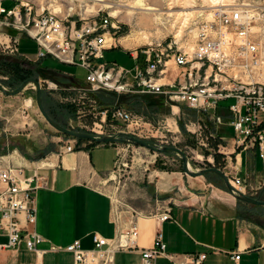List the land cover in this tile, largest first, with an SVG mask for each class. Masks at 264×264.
<instances>
[{"label":"built area","instance_id":"2783aa9c","mask_svg":"<svg viewBox=\"0 0 264 264\" xmlns=\"http://www.w3.org/2000/svg\"><path fill=\"white\" fill-rule=\"evenodd\" d=\"M3 1L0 0V51L19 53V42L23 36L34 41L37 59L51 57L61 64L84 70V85L69 88L77 91L79 96L64 97L66 101L78 102L87 96L88 91L157 95L168 104L172 115H178L180 107L184 106L197 114L207 115L215 127L222 124L230 126L234 133L233 148H252L264 163V54L260 44L250 35L255 16L242 5L212 6L196 28L193 46L177 44L172 38L151 41L129 51L131 65H124L105 59V51L116 45L113 37L115 31L111 32L109 28H117V25L112 23L110 15L96 13L68 20L67 16L60 17L47 8L42 7L36 12L27 0H16L11 7H5ZM2 27L14 29L16 33L11 34ZM47 87L58 89L54 82H47ZM7 96L0 91V120L4 122H9L10 118L6 111L10 105V101L5 99ZM229 98L231 101L226 106L228 118L225 120L217 110L219 102ZM28 102H23L14 110L21 119L29 116L31 98ZM91 106V117L93 120L99 118L97 122L93 121V126L113 128L116 122H121L139 128L150 124L145 115L119 104L103 108L96 104ZM173 107L177 108L176 111H173ZM200 122V119L186 122L185 130L201 136L203 127ZM2 131H7L4 125ZM117 132L126 133L124 130ZM92 133L104 134L102 130L94 128ZM75 143V140H67L58 145L55 154L74 150ZM224 149L218 143V150L227 156ZM15 156L8 159L0 156V233L7 237L0 248L24 247L40 253L43 251V237L35 230L22 228L21 224L23 221L35 222L34 194L41 184L35 172L24 174V167L19 163L20 154L15 153ZM42 164L52 163L45 157ZM225 174L234 189L244 192L241 187L245 181L241 177L231 172ZM230 194L233 195L232 192ZM124 215L126 225L118 228L112 238L95 232L90 249L82 248L78 239L64 246L50 244L48 249L70 252L72 264H113L116 251L138 249L135 239L139 212H117L112 207L114 221L118 222ZM154 215L159 222L172 219L169 209ZM207 248L220 251L210 246ZM138 250L141 264H155L158 257H165L172 264H201L207 255V251L168 252L159 230L149 247ZM233 258L238 259L239 252H233Z\"/></svg>","mask_w":264,"mask_h":264},{"label":"crops","instance_id":"0c3cea01","mask_svg":"<svg viewBox=\"0 0 264 264\" xmlns=\"http://www.w3.org/2000/svg\"><path fill=\"white\" fill-rule=\"evenodd\" d=\"M27 40L31 39L22 36L19 47ZM113 48L118 47L114 45L107 50ZM19 53L30 59L31 55L36 57V48L31 55L20 50ZM125 53L130 63L124 65H131V58L128 52ZM43 59L36 58L38 64H24L35 72V78L41 84V91L42 85L45 83L47 85V82H54L65 89L84 85V76L79 79L74 71L50 66L43 63ZM80 69L84 72L82 68ZM61 78H65L64 81ZM8 97L14 104L20 101L18 95ZM230 101V98L221 100L218 105L217 111L225 120L228 118L226 106ZM29 111L35 119H39L35 114L36 109L30 107ZM8 115L9 122H0L1 126L4 125L7 129L3 132L2 127L0 128V134L3 133L0 137L1 150L9 147L8 135H27L21 129L29 127L23 125V122L13 121L19 117L16 111L10 110ZM226 126L228 125L222 124L221 137L229 142L231 155L228 156L224 167L227 170L223 171L227 174L231 172L243 180L251 174L259 175L264 183L263 161L252 148L234 149L232 138L227 139L224 136ZM56 141L51 149L45 152L42 151V140L29 141L25 149H22L23 146L20 147L21 152L17 149L6 154L0 151V156L2 155L4 159L15 158V153H19V163L24 167V174L31 175L35 172L39 178L38 182L41 185L34 194L35 222L26 223L22 220L21 227L35 230L44 239L41 245L43 251L40 253L24 247L18 249L1 247L0 264H72L70 252L62 249L49 250L48 246L50 244L64 246L78 239L82 248L90 249L93 246L92 236L95 232L103 237L112 238L118 228L126 225L125 215L118 222L114 221L111 197L96 187L102 176L108 175L114 169L118 153L117 142L89 145L90 141L86 140L87 142H82V147L56 155L60 145ZM13 146L12 148H17ZM31 150L37 151L33 154ZM45 157L52 164L43 165ZM206 177L207 174L191 176L181 171L165 170H153L149 174L147 182L151 183L152 193L159 199V203L152 205L150 213H139L136 217L137 248L149 247L156 231L159 230L166 250L170 253L207 251L201 264H264V218L243 209L238 205V199L227 189L216 186ZM245 187L246 184L241 189L245 191ZM164 209L170 210L172 219L159 222L154 214ZM20 217L22 218V215ZM6 241L7 237L0 233V244ZM207 246L220 251H210ZM138 249L116 251L113 264H141ZM233 252H239L238 259L233 258ZM155 264L172 262L165 257H158Z\"/></svg>","mask_w":264,"mask_h":264},{"label":"rangeland","instance_id":"374dc122","mask_svg":"<svg viewBox=\"0 0 264 264\" xmlns=\"http://www.w3.org/2000/svg\"><path fill=\"white\" fill-rule=\"evenodd\" d=\"M27 1L30 2L32 9L36 12H39L40 8L43 7L60 17L67 16L68 20L89 17L96 13L110 15L112 23L117 25V28L110 27L109 29L111 32L115 31L113 37L118 48L107 50L105 59H115L121 64L130 63L125 51L129 54V51H133V48L151 41L172 38L176 40L177 44L182 43L191 47L195 41L196 28L212 6L215 4L242 5L255 16L251 23L250 35L260 44L264 54V0H142L145 5L155 7L157 10L140 9L137 3L138 0H102L100 2L96 0ZM15 3L16 0L3 1L5 7H11ZM105 4H110L112 7H106ZM116 10L117 12H114ZM156 17H159V19H156ZM1 29L6 31L7 27H2ZM126 36L127 43H129L128 46L119 42L122 37ZM35 48V43L27 40L26 43L19 47V50L31 55L34 54ZM23 55L22 53L11 54L0 51V60L18 62L25 67L28 66L24 64H38L36 57L31 55L29 59L28 56L25 57ZM43 63L72 70L79 79L84 76V72L77 66L58 63L51 57L44 58ZM2 69L0 68V81L4 86L8 87L6 84L9 81V74L3 72ZM61 79L64 81L63 79L65 78ZM45 85H42V91L47 94L52 106H54L52 111L56 119L54 120L65 127L90 133L93 132L94 128V130H102L104 134H112L116 130H124L126 131V133L124 132L125 134L133 135L132 133H135L134 136L143 138L158 147L164 145L179 147L187 156L191 170H198L208 166L218 167L222 171L224 169L227 170L224 167L227 163V156L231 155L229 152L230 144L221 137L223 135L222 125L215 127L205 114H197L194 110L181 106L178 115H172L168 104L157 95L128 96L125 94L117 96V94L109 92L88 91L86 92L87 96L82 100H78V102L69 101V99L66 101L64 97L77 98L79 96L77 91L59 87L58 84V89L53 90L48 88L47 85L45 87ZM8 89L14 88L8 87ZM23 91L16 94L20 101H17L16 104L10 102L6 111L10 114V110L14 111L23 102L28 104V100L31 98L30 107L33 110H37L35 114H37L39 119L34 118L29 111V107L27 119L17 117L16 120H13L15 123L26 121L25 126H29L28 129L22 128L21 130H24L27 135H8L10 144L4 150L0 149L2 153L5 152L6 154L13 149L21 152L20 147L23 146L22 149H25L29 141L37 142L42 140V151L44 152L51 149L52 144H55V140H57L56 143L60 144H64L67 140H75V148L77 146L82 147V142H87V139L80 141L72 136L65 135L48 124L36 106L34 99L35 88L32 83L26 85V89ZM8 98V96L5 97V99ZM95 104L100 108L111 104H119L132 112L145 115V119L150 124L139 128L127 126L121 122H116L113 128H100L99 125L93 126V121L97 122L98 117L93 120L89 111L93 108L91 105ZM78 111L81 112L77 114ZM196 119H200L203 127L201 136L185 130V123L196 121ZM211 133L213 136H211ZM2 136L3 133L0 134V137ZM224 136L227 139L234 137L230 126L225 127ZM51 140L54 141L52 142ZM218 143L225 147L224 150L227 151V156L218 150ZM13 145L17 146V148H12L14 147ZM117 147L118 153L114 169L108 175L102 176L96 187L111 197L117 212L135 210L142 214H148L151 212L152 205L159 203V199L152 193L151 183L147 182L149 174L153 170L183 172L181 158L175 152H157L129 141L117 142ZM43 148L46 149L43 150ZM35 151L37 150H31L30 152L34 154ZM214 154H220L217 156V160H214ZM206 178L211 179L216 186L225 188L222 179L218 175L210 173ZM244 181V184H246L244 193L246 195L258 200H264V183H262L263 179L261 176L251 174ZM237 202L243 209L264 218V205H256L242 200Z\"/></svg>","mask_w":264,"mask_h":264},{"label":"water","instance_id":"95a60500","mask_svg":"<svg viewBox=\"0 0 264 264\" xmlns=\"http://www.w3.org/2000/svg\"><path fill=\"white\" fill-rule=\"evenodd\" d=\"M30 83H32L34 85V88H35L34 99H35V103H36V106H37L39 112L45 118V120L48 122V124L51 125L57 131L65 134V135L72 136L74 138L87 139L89 141H92L95 143H100V144L129 141V142H132L134 144L146 147L150 150L157 151V152L158 151L159 152H175L181 158L182 169H183L184 173L191 175V176L206 175L209 173H214L222 179L225 188L229 192H232L236 199L242 200V201H245L248 203L256 204V205H264V200H258L256 198H253V197L246 195L244 192H242L240 190L234 189L231 186L226 174L218 167L208 166V167L198 169V170H190L188 168L189 163H188L187 156L185 155L184 151L181 150L177 146H166V145H164V146L158 147V146L151 144L150 142H148L147 140H145L143 138H139V137H136V136L131 135V134H125V133H121V132H117L114 134H93L90 132L73 130V129H70L68 127L61 125L60 123L55 121L45 111L43 104H42L41 84H40V81L34 77H28V78L24 79L14 89L6 88L0 82V91L5 95H16V94L20 93L26 87V85H28ZM233 191H235V193Z\"/></svg>","mask_w":264,"mask_h":264},{"label":"trees","instance_id":"16d2710c","mask_svg":"<svg viewBox=\"0 0 264 264\" xmlns=\"http://www.w3.org/2000/svg\"><path fill=\"white\" fill-rule=\"evenodd\" d=\"M7 31L11 34L16 33V30L10 29V28H7ZM0 68L1 69L3 68L2 69L3 72H6L9 74V81L7 82L6 85L8 87H11V88L17 87L21 81H23L24 79H26L28 77H34L35 78V72L33 71L32 68L22 66L18 62H9L6 60H3V61L0 60ZM100 92H103V91H100ZM106 93H108V92H106ZM109 93L117 94L115 92H109ZM120 95H125V94H117V96H120ZM126 95H128V96H131V95L146 96V95H153V94H126ZM41 97H42V103H43L45 111L53 119H55L53 112H52L54 109V106H52V104L50 102L51 101L50 98L47 96V94L44 91L41 92ZM107 106H109V105H107ZM76 139L82 141V139H80V138H76ZM94 143L95 142H90L88 144L92 145ZM76 148H78V146ZM218 155H220V154H214V160H217ZM207 176H208V174H207Z\"/></svg>","mask_w":264,"mask_h":264},{"label":"bare ground","instance_id":"6f19581e","mask_svg":"<svg viewBox=\"0 0 264 264\" xmlns=\"http://www.w3.org/2000/svg\"><path fill=\"white\" fill-rule=\"evenodd\" d=\"M96 1H102V0H96ZM137 3L139 4V8L140 9H143V10H157V8H155V7H152V6H150V5H145V3H143L142 2V0H138L137 1ZM105 6L106 7H112V5H110V4H105ZM114 12H117V10L116 11H114ZM156 19H159V17H156ZM118 42V41H117ZM121 44H123V45H126V46H128L129 45V43H127L128 41H127V36L126 37H122L121 39H120V41H119ZM176 107H173V111H176ZM188 168L191 170V167H190V165L188 164ZM234 196V195H233Z\"/></svg>","mask_w":264,"mask_h":264}]
</instances>
